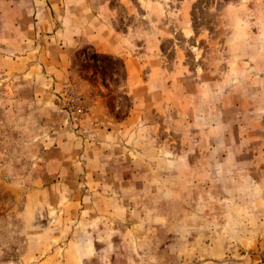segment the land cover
Listing matches in <instances>:
<instances>
[{
  "label": "rangeland",
  "instance_id": "374dc122",
  "mask_svg": "<svg viewBox=\"0 0 264 264\" xmlns=\"http://www.w3.org/2000/svg\"><path fill=\"white\" fill-rule=\"evenodd\" d=\"M0 264H264V0H0Z\"/></svg>",
  "mask_w": 264,
  "mask_h": 264
}]
</instances>
